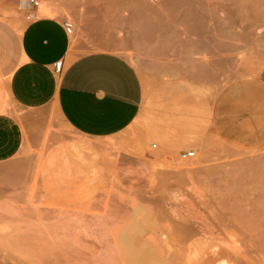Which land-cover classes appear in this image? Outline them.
I'll return each instance as SVG.
<instances>
[{
	"label": "rangeland",
	"instance_id": "obj_1",
	"mask_svg": "<svg viewBox=\"0 0 264 264\" xmlns=\"http://www.w3.org/2000/svg\"><path fill=\"white\" fill-rule=\"evenodd\" d=\"M24 1L2 0L4 17ZM38 1L37 16L73 23L71 48L128 59L144 99L108 137L54 109L14 113L23 139L0 162V264H145L133 251L146 247L162 264H264V89L242 86L264 85V0Z\"/></svg>",
	"mask_w": 264,
	"mask_h": 264
},
{
	"label": "crops",
	"instance_id": "obj_2",
	"mask_svg": "<svg viewBox=\"0 0 264 264\" xmlns=\"http://www.w3.org/2000/svg\"><path fill=\"white\" fill-rule=\"evenodd\" d=\"M250 9L244 13L257 12ZM28 10L31 19L18 11L15 19L8 20L0 1V110L4 98L11 105L4 104L0 111V162L12 158L22 143L17 111L45 118L54 109L76 131L108 137L138 117L144 99L142 81L128 59L111 50L79 52V47L71 48L64 20L37 16L39 7ZM59 60L57 73L53 64ZM242 86L264 89L256 78ZM219 123L227 127L226 119Z\"/></svg>",
	"mask_w": 264,
	"mask_h": 264
},
{
	"label": "bare ground",
	"instance_id": "obj_3",
	"mask_svg": "<svg viewBox=\"0 0 264 264\" xmlns=\"http://www.w3.org/2000/svg\"><path fill=\"white\" fill-rule=\"evenodd\" d=\"M220 6H221V5H220ZM220 6H219V7H220ZM152 147H156V145H155V144H152ZM91 149H92V148H91ZM189 150H193V149H189ZM196 159H197V158H196ZM196 161L199 162L198 159H197ZM54 223H55V222H54ZM127 226H128V225H127ZM64 227H65V226H64ZM136 227H137V226H136ZM59 228H60V227H59ZM60 229H62V228H60ZM128 229L130 230L129 227H128ZM133 229H134V228H133ZM125 230H126V229H125ZM130 231H131V230H130ZM126 232H127V231H125V233H124L125 235H126ZM131 232H132V231H131ZM131 232H129V233H131ZM136 232H137V231H136ZM136 232L134 231V233H136ZM131 234H132V233H131ZM133 235H135V234H133ZM6 237H7V236H6ZM141 238H142V237H141ZM125 239H127V237H126ZM128 239H129V238H128ZM128 239H127V240H128ZM177 239H178V238H177ZM39 240H40V239H39ZM127 240H124L125 243L123 242L124 244H121L122 247H123L125 244L128 245V244H127V242H128ZM122 241H123V240H122ZM126 241H127V242H126ZM35 242H36V241H35ZM41 242H42V241H41ZM132 242H133V240H132ZM132 242H130V245H131ZM136 242H137V241H135V243H136ZM147 242H148V241H147ZM119 243H120V242H119ZM138 243H139V242H138ZM138 243H137V244H138ZM140 243H141V241H140ZM30 244H31V243H30ZM132 244H133V243H132ZM39 245H40V244H39ZM41 245H42V243H41ZM43 245H44V244H43ZM117 245H118V244H117ZM143 245H145V244L143 243ZM148 245H149V244H148ZM136 246H137V245H136ZM136 246H135V245H133V246L131 245V247H136ZM138 246H139V245H138ZM140 246H142V245H140ZM140 246H139V247H140ZM44 247H45V246H44ZM46 247H47V246H46ZM124 247H125V246H124ZM126 247H127V246H126ZM126 247H125V248H126ZM144 247H145V246H144ZM144 247H143V248H144ZM165 247H166V246H165ZM37 248H38V247H37ZM143 248H142V249L140 248V249L143 250ZM150 248H151V247H149V248L146 247V248L144 249V250H145L144 252L147 253V256L142 255V254H141V251L137 250L138 248L135 249V250L133 251V256H134V258L137 259L138 262H143V263H145V264H162V263H160V261H162L161 259H160V261H159V260L157 259L156 256L154 257V255H155V254H154V249H153V251H152V249H150ZM40 249H41V248H40ZM46 249H47V248H46ZM46 249H45V250H46ZM118 249H119V248H118ZM132 249H133V248H132ZM146 249H149V250L147 251ZM162 249H163V248H162ZM41 250H42V249H41ZM119 250H120V249H119ZM119 250H118V251H119ZM122 250H123V249H122ZM126 250H127V249H126ZM43 251H44V250H43ZM127 251L129 252V248H128ZM32 252H34V251H32ZM120 252H121V251H120ZM144 252H143V253H144ZM27 253H28V252H27ZM121 253H122V252H121ZM155 253H156V251H155ZM118 254H120V253H118ZM156 254H157V253H156ZM43 255H45V254H43ZM120 255H121V254H120ZM130 255H132V253H130ZM130 255H127V257L130 258V257H131ZM157 256H158V255H157ZM33 257H34V256H33ZM41 257H43V256H41ZM46 257H47V256H46ZM121 257H122V255H121ZM212 257H213V256H212ZM223 257H224V256H223ZM11 259H12V258H11ZM35 260H36V259H35ZM128 260H129V259H128ZM130 260H131V262H132V258H130ZM44 261H45V260H44ZM126 261H127V260H126ZM216 261H217V260H216ZM124 262H125V261H124ZM138 262H137V263H138ZM213 262H214V261H213ZM8 263H9V262H8ZM125 263H126V262H125ZM214 263H215V262H214ZM37 264H38V262H37ZM52 264H53V263H52ZM126 264H127V263H126ZM140 264H142V263H140ZM215 264H228V262H227V261H224V260H220V261H218V262L215 263Z\"/></svg>",
	"mask_w": 264,
	"mask_h": 264
},
{
	"label": "built area",
	"instance_id": "obj_4",
	"mask_svg": "<svg viewBox=\"0 0 264 264\" xmlns=\"http://www.w3.org/2000/svg\"><path fill=\"white\" fill-rule=\"evenodd\" d=\"M32 7H39V1L38 0H25L24 2L20 3L18 10L26 12L27 14H25V19L29 20L33 17V15L30 14L29 11H31V10H28V9H31ZM63 25H64V29H65L66 33L71 34L73 31V28H74L73 23L68 21V20H64ZM61 65H62V62L60 60L56 61L53 64L54 71L57 73H60ZM194 155H195L194 150H186L180 154V157L181 158H190V157H193Z\"/></svg>",
	"mask_w": 264,
	"mask_h": 264
}]
</instances>
